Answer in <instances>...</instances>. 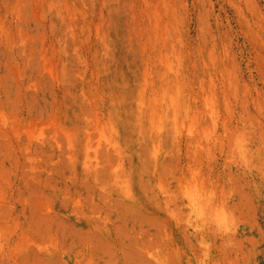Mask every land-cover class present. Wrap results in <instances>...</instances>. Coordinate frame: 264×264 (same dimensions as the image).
<instances>
[{
  "label": "rangeland",
  "instance_id": "1",
  "mask_svg": "<svg viewBox=\"0 0 264 264\" xmlns=\"http://www.w3.org/2000/svg\"><path fill=\"white\" fill-rule=\"evenodd\" d=\"M0 264H264V0H0Z\"/></svg>",
  "mask_w": 264,
  "mask_h": 264
}]
</instances>
